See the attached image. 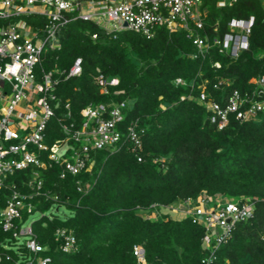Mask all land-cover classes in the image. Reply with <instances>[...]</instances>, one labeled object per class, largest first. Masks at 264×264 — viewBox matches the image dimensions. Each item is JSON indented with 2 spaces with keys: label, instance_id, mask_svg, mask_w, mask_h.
<instances>
[{
  "label": "trees",
  "instance_id": "trees-1",
  "mask_svg": "<svg viewBox=\"0 0 264 264\" xmlns=\"http://www.w3.org/2000/svg\"><path fill=\"white\" fill-rule=\"evenodd\" d=\"M202 6L205 24L197 33L210 38L216 23L222 35L229 19L252 15L248 49L236 58L215 46L201 54L183 29L169 32L158 26L146 38L129 30L109 33L79 19L59 26L48 41L34 68L36 81L49 71L56 80L49 100L53 116L43 131L45 144L65 140L66 148L74 149L77 143L67 138L61 123L78 128L86 105L110 107L124 101L125 107L117 149H91L89 167L78 174L61 178L62 167L51 163L6 176L0 209L9 194L7 186L30 190L26 184L33 168L42 180L41 193L31 202L34 213L44 215L36 216L31 228L43 250L30 254L31 264L38 257H49L47 264H139L133 253L137 245L144 249L146 264H202V225L167 209L201 193L236 201L249 198L254 207L252 217L235 223L212 264H264V109L243 121L230 114L219 129L198 101L201 92L221 106L234 90L248 100L263 96L257 91H264V84L255 85L251 79L264 76V9L259 0H237L230 6L202 0ZM19 19L43 37L45 18L39 15L0 19V28ZM76 58L81 59L80 74L66 77ZM100 74L117 78L107 93L95 82ZM130 123L139 134L140 148L126 140L125 126ZM77 182L88 184L86 193L77 190ZM56 206L66 212L58 214ZM153 212L157 214L149 217ZM57 229L74 237L75 250H60ZM12 240L0 227V264H16L13 249L2 245H12Z\"/></svg>",
  "mask_w": 264,
  "mask_h": 264
},
{
  "label": "built area",
  "instance_id": "built-area-1",
  "mask_svg": "<svg viewBox=\"0 0 264 264\" xmlns=\"http://www.w3.org/2000/svg\"><path fill=\"white\" fill-rule=\"evenodd\" d=\"M214 1L217 6H230L237 0ZM260 1L264 9V0ZM21 15L43 16L45 23L41 28V38L38 31L22 19L0 28V187L4 185L8 174L30 165L45 168L55 163L62 167L61 178L65 173L76 175L89 167L91 149H117L121 138L119 125L123 119L124 101L110 107L103 104L86 105L82 109L84 120L78 128L72 123L62 122V129L69 135L67 138L77 143L72 150L65 147V140H56L50 146L43 141L46 122L53 116L49 100L54 97L51 91L56 80L49 71L42 74L41 81H36L34 68L40 62L41 53L48 41L62 24L74 19L90 20L109 33L129 30L146 38L152 37L158 26H164L169 32L183 29L199 53H205L215 46L220 53L236 58L248 49L254 23L252 15L247 18H231L222 35L217 34L216 23L211 28V32L216 33L210 38L207 34L197 33L205 24L206 10L202 0H0L1 20ZM50 47L53 48L54 44ZM215 65L218 67V63ZM80 72L81 59L76 58L66 77L77 76ZM95 82L101 92L107 93L108 86L117 84V78L107 79L100 74L96 76ZM251 82L262 86L264 76L253 78ZM5 83L9 84L10 93L4 90ZM257 92L258 95L264 93L263 90ZM198 101L211 112L210 121L216 122L219 129L225 126L230 114L238 121H243L264 109V94L259 99L248 100L242 98L236 90L230 94L224 106L207 100L204 92L200 93ZM67 107L68 104H65ZM66 117H70L69 112ZM125 136L135 148L141 147L134 123L125 126ZM137 159L140 160V157ZM31 173L32 178L26 184L30 190L20 191L14 184L7 186L9 194L0 209V227L10 233L13 239L12 245H2L13 247L17 256L16 264L30 263V254L43 250L31 228V222L36 216L44 215L42 212L34 213L35 206L31 202L33 197L41 193L42 180L36 169L33 168ZM76 188L84 194L88 184L77 182ZM167 209L174 215L184 213L193 223L202 225L205 232L202 247L206 255L201 262L212 264L218 248L230 239L235 223L252 217L254 207L249 198L236 201L201 193L195 199L169 205ZM24 213L36 216L23 224ZM55 233L56 237L62 238L59 248L63 253L75 250V239L71 234L65 233L63 229H57ZM133 253L139 264H146L144 249L140 245L133 247ZM7 258L10 257L6 255ZM49 260V257H38L35 264H47Z\"/></svg>",
  "mask_w": 264,
  "mask_h": 264
},
{
  "label": "rangeland",
  "instance_id": "rangeland-1",
  "mask_svg": "<svg viewBox=\"0 0 264 264\" xmlns=\"http://www.w3.org/2000/svg\"><path fill=\"white\" fill-rule=\"evenodd\" d=\"M260 1V0H259ZM38 35H39V37L41 38L42 36H40V32H38ZM1 90V89H0ZM4 90L5 91H7L8 93H10V87H9V84L8 83H5V85H4ZM0 105H1V103H0ZM66 147V146H65ZM54 209H55V207H54ZM63 212H66L65 210H64V208L63 207H59L58 208V214H62ZM25 214V213H24ZM154 215H155V212H153V213H151L150 214V217H154ZM24 216V215H23ZM35 216H36V214H25V218H24V222H23V224H27L28 222H30L31 221V219L32 218H35ZM22 240V238H20L19 239V241H21ZM13 248V247H12Z\"/></svg>",
  "mask_w": 264,
  "mask_h": 264
}]
</instances>
